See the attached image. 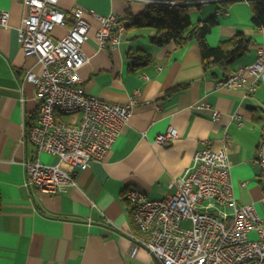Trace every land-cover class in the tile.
Wrapping results in <instances>:
<instances>
[{
    "label": "crops",
    "instance_id": "1",
    "mask_svg": "<svg viewBox=\"0 0 264 264\" xmlns=\"http://www.w3.org/2000/svg\"><path fill=\"white\" fill-rule=\"evenodd\" d=\"M158 1L59 0L69 25L75 5L85 8L91 25L83 45L88 62L78 71L85 90L119 103L137 93V100L129 123L105 158L79 170V186L44 193L25 186L24 160L35 147L23 140V133L25 121L38 116L39 101L34 85L24 91L21 87L26 73H41L43 63L21 47L18 27L27 12L23 1L0 0V9L10 12L8 27L0 28V264H161L145 248L131 253L127 232L141 233L124 191L134 186L151 198H164L172 191L169 182L192 162L206 139L216 148H228L238 202L249 196V202L264 212L260 181L254 179L261 171L257 149L264 136V74L252 93L243 87H218L224 72L220 66L205 68L196 40L183 46L157 45L150 41L155 30L146 27L125 30L115 47H100L96 30L102 23L97 15L114 13L121 19L128 10L136 15ZM221 1L200 2L191 9V18L196 23L213 14L218 17L207 35L211 46L238 30L252 37L249 52L237 60L235 69L255 60L258 46H264V27H253L249 0H233L225 11ZM52 33L61 38L67 28L58 26ZM139 48L147 50L153 62L134 69L129 52ZM177 85L182 87L168 95ZM213 110L221 111L220 118ZM73 119L78 121L79 115ZM169 126L179 137L158 143L157 135ZM41 159L58 161L47 153Z\"/></svg>",
    "mask_w": 264,
    "mask_h": 264
},
{
    "label": "built area",
    "instance_id": "2",
    "mask_svg": "<svg viewBox=\"0 0 264 264\" xmlns=\"http://www.w3.org/2000/svg\"><path fill=\"white\" fill-rule=\"evenodd\" d=\"M22 1L27 12L18 27L21 47L26 55H37L43 63L41 73L30 70L21 81L23 91L29 84L36 87L39 101L38 116L25 121L23 133V140L35 147L24 160L25 186L58 193L79 186V170L105 158L130 121L137 93L127 103H119L100 99L83 87L78 71L88 62L83 45L91 27L85 8L75 5L71 11L74 22L69 25L59 0ZM97 16L102 23L96 30L100 47H115L126 30V21L114 13ZM9 17L8 10L0 9V28L8 27ZM58 26L67 28L61 38L52 33ZM263 74L264 46L260 45L255 60L229 71L218 87H243L252 93ZM76 114L78 121L73 119ZM212 114L217 119L221 111ZM178 137V130L169 126L156 141L165 145ZM203 143L194 151L192 162L169 182L172 191L164 198H151L134 186L125 189L141 233L127 232L131 253L145 248L161 264H264V212L253 202L238 203L228 148H216L208 139ZM42 153L55 155L58 161L46 162ZM257 162L264 195V136ZM246 185L243 181L242 186ZM185 221L191 225L185 226ZM252 233L257 237L252 238Z\"/></svg>",
    "mask_w": 264,
    "mask_h": 264
},
{
    "label": "trees",
    "instance_id": "3",
    "mask_svg": "<svg viewBox=\"0 0 264 264\" xmlns=\"http://www.w3.org/2000/svg\"><path fill=\"white\" fill-rule=\"evenodd\" d=\"M191 0H159L152 2L138 14L128 10V15L120 20L126 21V30L133 28H152L155 33L150 41L157 45L175 42L178 46L196 40L199 44L202 61L206 69L220 66L224 75L234 68L237 60L249 52L253 39L243 30L221 40L217 46H211L207 35L219 23L216 15L208 16L193 23L191 9L200 7V2ZM253 8L252 25L254 28L264 27V0H249ZM233 0H222L221 6L225 11ZM129 58L134 69H140L151 62L153 57L143 48L129 52ZM182 86L177 85L168 90V95L178 91Z\"/></svg>",
    "mask_w": 264,
    "mask_h": 264
},
{
    "label": "rangeland",
    "instance_id": "4",
    "mask_svg": "<svg viewBox=\"0 0 264 264\" xmlns=\"http://www.w3.org/2000/svg\"><path fill=\"white\" fill-rule=\"evenodd\" d=\"M68 118H69V117H68ZM258 170H259V169H258ZM259 171H260V170H259ZM259 171L256 172L257 175L254 177V179H255L256 181H257V179H258V181H259V175H258ZM249 201H250L249 196H248V197H247V196H244V197H242L241 200H239L238 203H239V204H244V203H247V202L249 203ZM261 212H262V211H261ZM184 225H185V226H190L191 223H190L189 221H185V222H184ZM251 237H252V238H256V237H257V236H256V233H252V234H251Z\"/></svg>",
    "mask_w": 264,
    "mask_h": 264
}]
</instances>
